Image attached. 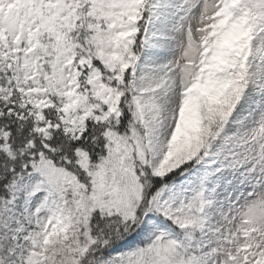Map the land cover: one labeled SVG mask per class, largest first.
<instances>
[{"label": "snow or ice", "instance_id": "obj_1", "mask_svg": "<svg viewBox=\"0 0 264 264\" xmlns=\"http://www.w3.org/2000/svg\"><path fill=\"white\" fill-rule=\"evenodd\" d=\"M0 264H264V0H0Z\"/></svg>", "mask_w": 264, "mask_h": 264}]
</instances>
